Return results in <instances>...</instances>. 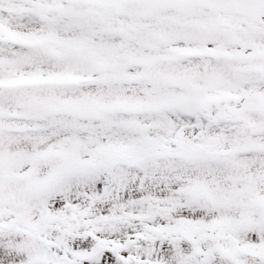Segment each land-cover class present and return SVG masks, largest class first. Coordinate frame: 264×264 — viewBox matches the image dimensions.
<instances>
[{"label":"snow or ice","instance_id":"6c2138e0","mask_svg":"<svg viewBox=\"0 0 264 264\" xmlns=\"http://www.w3.org/2000/svg\"><path fill=\"white\" fill-rule=\"evenodd\" d=\"M0 264H264V0H0Z\"/></svg>","mask_w":264,"mask_h":264}]
</instances>
